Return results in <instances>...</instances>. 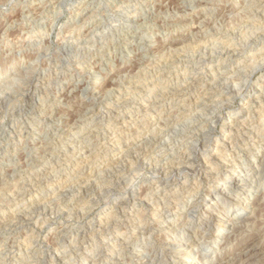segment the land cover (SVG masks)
<instances>
[{"label":"clouds","instance_id":"9594fccd","mask_svg":"<svg viewBox=\"0 0 264 264\" xmlns=\"http://www.w3.org/2000/svg\"><path fill=\"white\" fill-rule=\"evenodd\" d=\"M0 264H264V0H0Z\"/></svg>","mask_w":264,"mask_h":264}]
</instances>
